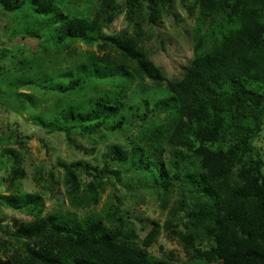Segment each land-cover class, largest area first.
Here are the masks:
<instances>
[{
	"label": "trees",
	"instance_id": "1",
	"mask_svg": "<svg viewBox=\"0 0 264 264\" xmlns=\"http://www.w3.org/2000/svg\"><path fill=\"white\" fill-rule=\"evenodd\" d=\"M173 1L99 0L90 17H78L68 16L55 0H0V9L8 15L25 9L34 18L49 17L50 21L42 22L45 28L57 22L59 40L111 45L96 61L65 69L55 80L45 69H35L15 83L16 88L33 84L68 95L94 80L110 79L120 90L132 86L136 76L148 80L153 90L134 106H126L119 97H105L88 105L66 106L53 120L40 119L44 132L66 134L75 151L82 147L71 136L103 139L99 164L94 163L97 158L88 163L62 158L46 169L31 157L24 163L15 148L2 150L13 177H29L27 164L33 167L35 184L45 175L54 178L58 171L69 207L45 214L36 194L6 198L12 207H29L35 213L27 220L0 221V264H175L138 245L127 210L114 211V229L95 215H81L82 207L95 201L97 189L107 180L131 191L150 187L163 197L170 190L169 181L178 193L186 191L189 207L185 209L179 200V208L184 224L195 233L181 237L190 260L197 261L194 264H264V161L251 154L249 141L252 133L260 131L264 112V7L251 8L246 0H195L204 9L201 16L213 18L227 9L235 19L231 26L218 29L220 36L211 48L201 49L197 40L196 54L181 77L168 80L142 50L138 21L154 24L170 15L178 21L171 10ZM119 14L133 26V33L104 32ZM14 96L29 100L24 92ZM7 135L14 143L23 142L13 129ZM225 136H233L225 150L206 145ZM41 142L46 146L44 138ZM154 149L166 158H152ZM158 230L159 224L152 222L141 239L143 247L154 241Z\"/></svg>",
	"mask_w": 264,
	"mask_h": 264
},
{
	"label": "rangeland",
	"instance_id": "2",
	"mask_svg": "<svg viewBox=\"0 0 264 264\" xmlns=\"http://www.w3.org/2000/svg\"><path fill=\"white\" fill-rule=\"evenodd\" d=\"M117 1L118 4L122 3V0ZM246 1L251 8L261 10L264 7V0ZM55 2L68 16L90 17L99 0H55ZM171 10L178 21H174L170 15L154 24H149L143 19L138 22L141 29L142 50L166 79L175 80L181 77L184 68L196 54L194 45L197 40L201 49L211 48L215 38L220 36L219 31L233 24L235 14L228 13L225 9L218 11L213 18L201 16L204 9L195 0H174ZM10 14L0 9V221L3 223L12 219L19 221L34 218L35 213V210H30L29 207H12L10 202H6V198L12 201L15 196L36 194L43 202L40 211L43 210L45 214L65 210L69 207V199L61 183L63 177L60 178L58 171H55L54 178L45 175L43 177L45 180L35 184L31 178L33 167L27 164L29 177H13L9 168L10 161L2 154V150L15 148L21 152L24 163L31 157L35 165L45 164L46 169L55 166L56 162L62 161V158H75L82 163L93 162L97 158L94 163L99 164L102 147L100 143H103V139L94 137L93 141L91 137L83 134L82 138L71 136V141L75 139L82 147L81 150L75 151L65 140L66 134L56 131L44 132L47 129L40 125V119L53 120L59 110L66 106L88 105L98 98L105 97H119L126 106H134L143 101L144 94L151 95L153 91L148 80L142 81L136 76L132 86L122 87L120 90L110 79L94 80L86 87L68 95L61 94L57 89L50 92L43 91L33 84L16 88L14 84L20 79L27 78L25 74L28 75L33 70L36 72L35 69L43 68L49 77L56 79L65 69L83 62L96 61L97 57L108 52L111 45L107 43V46L101 47L97 40L69 42L68 39H61V41L57 39L59 34L56 29L57 22L52 18L53 21L50 23L54 26L45 28L42 22H46V19L50 21L49 17L34 18L31 12L25 9L15 10ZM124 30L133 33V26L126 22L123 14H119L104 32L117 34ZM112 55L119 57L115 52ZM28 67L33 69L28 70ZM127 69L131 71L128 67ZM18 92L27 93L29 100L18 101L14 96ZM152 103L153 100L150 101L149 107ZM7 104L10 105V109L6 107ZM10 129L20 134L23 141L20 142L21 145L7 139ZM42 138L45 139L46 146H43ZM232 140L233 136H225L216 143L206 145L213 150H225ZM249 141L252 146L251 154L259 155L264 161V112L260 131L252 133ZM197 145L198 143H195V146ZM153 151L150 154L152 158H166L158 149ZM168 184L171 186L170 190L167 196L163 197L162 193L157 196L158 191L150 187L131 191L123 188L122 183L118 181L107 180L105 185L97 189L95 201L82 207L81 215L85 213L87 216L95 215L114 229L117 226L113 217L114 211L125 209L134 221L139 236L137 243L140 247L155 257L170 260L175 264L197 263L190 260L181 237L193 231L184 224V212L179 208V200L182 201L185 209L189 207V195L186 191L178 193L171 181ZM3 202L4 205H1ZM154 221L159 224L157 236L147 247H143L141 239L151 229ZM194 233L193 231L192 234ZM1 237L3 235L0 232ZM197 242L195 241L196 244Z\"/></svg>",
	"mask_w": 264,
	"mask_h": 264
},
{
	"label": "water",
	"instance_id": "3",
	"mask_svg": "<svg viewBox=\"0 0 264 264\" xmlns=\"http://www.w3.org/2000/svg\"><path fill=\"white\" fill-rule=\"evenodd\" d=\"M13 100V99H12ZM12 102L10 101V104H11Z\"/></svg>",
	"mask_w": 264,
	"mask_h": 264
}]
</instances>
